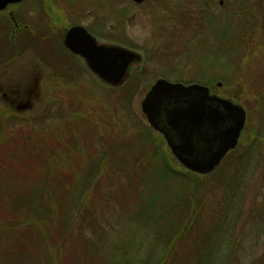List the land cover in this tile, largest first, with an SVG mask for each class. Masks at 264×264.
Returning a JSON list of instances; mask_svg holds the SVG:
<instances>
[{"label":"rangeland","instance_id":"1","mask_svg":"<svg viewBox=\"0 0 264 264\" xmlns=\"http://www.w3.org/2000/svg\"><path fill=\"white\" fill-rule=\"evenodd\" d=\"M60 1L141 60L116 87L76 64L59 82L25 56L1 64L0 264H264V0ZM158 78L246 110L213 174L186 176L147 123ZM11 85L35 91L15 99L31 109L2 98Z\"/></svg>","mask_w":264,"mask_h":264},{"label":"water","instance_id":"2","mask_svg":"<svg viewBox=\"0 0 264 264\" xmlns=\"http://www.w3.org/2000/svg\"><path fill=\"white\" fill-rule=\"evenodd\" d=\"M21 1L0 0V10ZM131 1L140 4L145 0ZM77 33L85 38L83 42L70 43ZM65 45L82 55L88 68L111 86L122 84L129 66L138 61L137 55L124 49L96 46L81 29L69 31ZM141 111L149 126L163 136L178 163L187 171L204 176L213 172L236 147L245 121L242 109L209 96L206 88L185 87L165 80H158L151 87L141 103Z\"/></svg>","mask_w":264,"mask_h":264},{"label":"flooded vegetation","instance_id":"3","mask_svg":"<svg viewBox=\"0 0 264 264\" xmlns=\"http://www.w3.org/2000/svg\"><path fill=\"white\" fill-rule=\"evenodd\" d=\"M262 7H264V2L258 6L255 5L254 8L261 15V19L264 18L262 16L264 13L261 14L260 12ZM68 8L74 14H70L67 17L63 13L64 10L60 0H22L20 3L8 5L5 9L0 10V33L2 32L4 40L11 44L10 46L3 45L0 48V66L1 64L2 66L6 65L8 61L15 62L25 56L29 58L27 59L29 66H33L36 62L44 67L49 72L51 81L59 82L65 76H77L73 72L71 64L84 66L91 74L92 72L88 69L86 59L65 45L69 31L72 29L83 30L90 41H93L96 46L120 47V43L116 39H113L115 35L114 32H110L111 29L107 30L106 35L103 32V34L94 32L92 25L100 26L101 23L97 24V22L92 21L84 25L80 17H78L81 14L77 11L78 7L72 8L68 6ZM31 14H37L38 16L33 19V15ZM191 22H193V19H191ZM254 32L255 30L253 29ZM81 33L83 35V32ZM84 39L83 36L77 33L71 37L70 43L80 44ZM21 40L28 41L29 43H24L21 46L19 43ZM57 43H59L60 48L57 47ZM57 50L62 54L53 53ZM76 51L78 50L76 49ZM2 52L5 54L4 58H2ZM26 74L27 72L24 75ZM0 91L2 90L0 89ZM34 93L35 91L33 92L29 85L24 86V88L11 85L1 95L17 111H21L31 109L32 107L27 101L18 103L15 99H30Z\"/></svg>","mask_w":264,"mask_h":264},{"label":"trees","instance_id":"4","mask_svg":"<svg viewBox=\"0 0 264 264\" xmlns=\"http://www.w3.org/2000/svg\"><path fill=\"white\" fill-rule=\"evenodd\" d=\"M1 35H2V32L0 33V37H1ZM27 35H28V33H27ZM19 43H20L21 46H23L24 43H29V42H28V41H23V40H21V41H19ZM30 44H31V43H30ZM5 45H6V46H7V45L10 46L11 44H10L9 42H7V41L4 40V46H5ZM1 47H2V45H1V41H0V48H1ZM44 163H45V162H44ZM4 166H5V165H3V166L0 165V167H4ZM7 167H9V166H6L5 168H7ZM5 168H4V169H5ZM42 169H43V168H42ZM0 170H2V168H0ZM166 171H167L168 173L172 172V173L174 174V176H176V177H178V178H182V179H186V176H188V175L190 176V174H189L188 172H186V171H185V175H186V176H185V175L182 176V175L179 174V173H178V174H177V173H174L173 171H170L169 169H164V170H163V172H166ZM172 173H171V174H172ZM166 176H170V175H166ZM24 183H25V182H24ZM5 187L8 188L9 186H5ZM0 192H1L0 197H2L3 192L1 191V189H0ZM47 198L50 200V198H49L48 195H47ZM29 209H31V211H35V210H37V212H41V211H42V209H41V205H40V204H39L38 206H37V204H36L35 206L29 207ZM19 225H20V224H19ZM27 225H28V224H26L25 226H27ZM14 228H15V227H12V225H7V228H6V229H7V230H9V229L11 230V229H14ZM1 229L4 230V228H3V227L1 228V226H0V230H1Z\"/></svg>","mask_w":264,"mask_h":264}]
</instances>
